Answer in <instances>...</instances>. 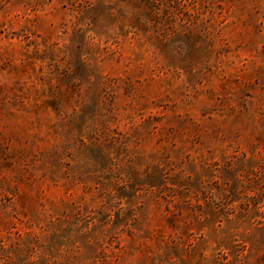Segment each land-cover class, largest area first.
Masks as SVG:
<instances>
[{
  "label": "rangeland",
  "instance_id": "rangeland-1",
  "mask_svg": "<svg viewBox=\"0 0 264 264\" xmlns=\"http://www.w3.org/2000/svg\"><path fill=\"white\" fill-rule=\"evenodd\" d=\"M0 264H264V0H0Z\"/></svg>",
  "mask_w": 264,
  "mask_h": 264
}]
</instances>
